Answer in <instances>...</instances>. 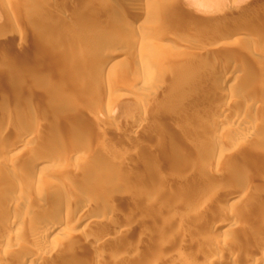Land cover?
<instances>
[{"label": "rangeland", "instance_id": "1", "mask_svg": "<svg viewBox=\"0 0 264 264\" xmlns=\"http://www.w3.org/2000/svg\"><path fill=\"white\" fill-rule=\"evenodd\" d=\"M52 1L23 0L6 14L0 0V24L16 18L0 41V70L7 74L0 118L10 117L0 127V174L24 183L11 210L28 209L12 227L17 241L0 246V264H39L22 252L40 251L31 232L79 194L97 201L91 215L98 218L79 237L48 242L55 247L50 264H264L254 256L264 244V208L256 195L264 189V103L252 102L241 73L245 66L248 81L259 78L255 89L262 92L264 0H142L136 8L149 12L156 5L164 18L147 35L113 27L114 8L127 0ZM94 28L113 37L99 38ZM44 43L51 46L42 49ZM70 43L80 45L70 49ZM118 53L123 61L102 72ZM233 62L238 77L224 85L219 76ZM218 91L233 93L237 103L230 106ZM226 106L233 109L229 116L220 112ZM235 114L255 128L243 135ZM211 122L224 127L204 138ZM25 126L34 130L31 140L6 159L2 153L13 149ZM87 135L102 151L95 159L74 157L39 170L75 149L69 140ZM8 193L0 190V201ZM107 209L115 214L112 225L102 221ZM123 210L128 214H118ZM161 219L168 225L161 227ZM121 223L128 235L115 236Z\"/></svg>", "mask_w": 264, "mask_h": 264}, {"label": "bare ground", "instance_id": "2", "mask_svg": "<svg viewBox=\"0 0 264 264\" xmlns=\"http://www.w3.org/2000/svg\"><path fill=\"white\" fill-rule=\"evenodd\" d=\"M22 1L23 0H19L13 6L12 3L10 2V0H3L2 9H1L2 13L12 11L13 9H14V11L19 9V7L21 5L23 6ZM63 1L64 0H55V1H52L49 3L51 6L52 5L55 6V5H59V4L63 3ZM104 1H107V0H104ZM109 1H107V2H109ZM141 1L142 0H127L126 2H124L122 4L120 3L121 4L120 7L114 8L116 16L115 15L113 16L114 18H112L111 23H112L113 27L115 28V30H118V32H124L125 34L131 33L133 31L141 30V31H143V33H145L147 35V34H152L153 31L156 30L157 25L164 23L163 22L164 18L161 14V11L156 7V5L152 4V6H150L149 12L148 11H142L141 9L136 8L137 5ZM144 1H147L150 4L153 3L152 0H144ZM107 2H105V4H103V5L104 6L107 5L108 4ZM51 6L48 7V10ZM78 9H80L79 5H78V7H76V10H78ZM122 11H123L122 15L117 16ZM142 14H143V16H142ZM52 15L51 16L53 18L54 17L59 18L61 16V14L59 16V14L55 13V12L52 13ZM148 17H149L148 22H145V20L148 19ZM142 18H143V20H141ZM94 21H96V19H94L93 22ZM14 23H16L15 17H7L6 16V18L3 20V23L0 24V41H2L3 38L6 36L5 26L6 25H12ZM14 25H12V26H14ZM94 31H95V34L99 38L109 40V38L113 37L112 34H109V32L107 33L106 31H104L103 29H100V28H94ZM0 44H1V42H0ZM45 45L47 47L51 46V45L50 46L47 45V43H44V44H42V49H43V47L46 48ZM79 45H80V43H76V44L70 43V44H68V47L70 49H73V48L76 49L77 47H79ZM159 49H161V46L156 45L155 50H159ZM189 49L192 51H195V52L201 51V48L198 45L197 46L191 45V47H189ZM50 50H51V48L45 50L46 51L45 53L50 54ZM0 54L2 55L3 52ZM122 57H124V56L119 55V53L113 54L112 56L109 57V59L106 60L107 61L106 63L102 64V67L100 68L101 71L104 72L107 70V67L110 68V67L119 65L123 61ZM4 62L9 64L11 62L10 57L9 58L6 57V59H4ZM244 67L245 66L241 67L242 68L241 73H244V75H245L244 79L242 80V84L244 83L246 92L249 93L251 96H253L252 102L255 103L256 105H258V103H261V104L264 103V88H263L262 92H260L259 90L257 92V89H255L257 86L256 84L259 81V78L254 79V81H248L246 74H249V72H248V69L244 68ZM237 68H238V64H236L234 62H233V64L225 63L224 69L221 72V76H219V79H221V81L224 85L228 84V82L231 80L232 76H234L235 79L238 77L237 75H235V74H237L236 73ZM154 72H155V70H154ZM154 72L149 70L146 72V74L148 73L150 75V74H154ZM183 72L185 73L186 71L185 70L181 71V73H183ZM187 73H190V71ZM179 75H180V73H179ZM6 78H7V74H6L5 70H0V84ZM141 85L146 86V85H148V83L144 81V82H141ZM150 86L153 87V84L150 83ZM3 92L4 91H2L0 89V99L3 97ZM25 92L26 91H24V93L23 92L22 93L25 95L27 93V92L26 93ZM4 93H6V92H4ZM7 94H9V93H7ZM219 94H220V96L223 95V97L226 100L230 101V106H232L231 102L233 104L237 103L236 96L233 93L228 92V93L222 94L219 92ZM110 96H111V94L108 95V97H110ZM6 97H7V95H6ZM230 106L220 108V112L222 114H224L225 116H229L230 114L233 113V111H232L233 109ZM7 110H8V107H7ZM232 117H233V121L235 123H237L239 126H242V125L244 126L241 128L243 135H244V133L249 134L251 132V130L253 128H255V126H256V124L255 125H253V124L248 125V124L241 122L242 118L240 116H238L237 114L233 115ZM9 119H10L9 116L1 117L0 118V127L5 126V124L8 123ZM144 120H145V115L141 114V116L138 119L139 125ZM209 124H210V126H209L210 129L204 133V136H205L204 138H206V135H208L210 133H212L214 135L216 131L219 132V130L224 127L223 126L224 123H222V122H218V123L211 122ZM23 130H24L23 135H20V137L15 141L13 149L9 150L8 152L6 151V152L2 153V156L5 157L6 159L13 156V155H18L19 153L14 154L15 153L14 151H16V150L22 151L27 146L26 144H28L29 141L31 140V137L28 134L34 131L33 128L31 126H25L23 128ZM67 137L68 136L65 137L66 140H67ZM43 142H46V140H43ZM69 142L74 145L73 148H75V149L68 150V152H66V157L64 159L57 160V159H60V157H54L55 159L51 160L50 164H47L48 166L46 165L39 170L46 169L47 167L53 165L55 163V161L60 162L63 160L62 162H65L66 160L67 161L71 160L74 157H75V159H79V158H83V157H88L89 155L94 157L95 155H98L100 152H102L101 150H99V151L97 150L98 142H96L95 139L91 138L90 135L77 137L75 139L69 140ZM83 150L86 151V153H83V155H82L81 152ZM186 154L187 155L183 156L184 158H186V156L188 157V153H186ZM95 158H96V156L94 157V159ZM176 159H177V157H176ZM223 161H224V159H223ZM33 163H35V162L33 161ZM39 163L40 162H37V164H35V165H39ZM119 180H117L116 182L118 184H121V182ZM22 183L23 182H21L18 178L14 177V176H3L2 173L0 174V190H2V191L4 190L5 193L9 191L6 198H3L0 201V210L4 211L2 219H0V231H1V234L5 235L4 237L0 238V246L1 245L2 246L3 245H10L13 242L17 241V239H18L17 238L18 235H17V233H15V231H13L12 227H14V224L16 222H18V220H20V214L23 211L26 212L28 209L25 210L23 208L22 209L20 208L19 211H17L16 209L12 211L11 206L15 205L18 202V200H20V188L22 187ZM112 184H113L112 182H108L107 185H109V187H110ZM103 186H105V185L103 184ZM217 188H213L214 192H216L215 190H217ZM262 190L263 191H261L260 194H256V195L258 196V201H259L258 205L260 207L264 208V189H262ZM53 194L54 195H52L50 198L49 197L48 198L49 199L54 198L56 196V193H53ZM253 195L254 194H252V196ZM67 202H68L67 205L62 209L61 213H59L57 211H51L46 217H42L43 219H41L40 222H37L35 229H33V231L31 232L32 233L31 241L33 244H35L37 247H39L40 251L38 252V251H34V250H31L28 248L26 250L23 249L22 252H23V254H25L24 259L26 261L30 260L29 262L33 263V260H35V261L37 260V262H39V264H50L51 260L54 256L55 247H52L48 242L56 243V241L59 242L62 239H66L67 241H70L74 237H79V235L83 234V229H85V227L90 226L95 221L94 218H98L97 216L91 215V212H92L91 210L95 207L97 201H89L88 196H86L84 194H79L76 196L75 199H70ZM120 213H123V215L128 214V212L126 210L119 211L118 214H120ZM114 216H115V214L113 213V211L108 210V209L101 214L103 223H110L111 224L112 223L111 221L114 219ZM128 220H129V218L126 219V222H128ZM222 224H224V223H222ZM113 225H115V224H113ZM159 225L161 227H165L168 224H167V222L162 220L161 222H159ZM116 227H117V230H119V231L116 233L117 235H115V236L123 237V236L128 235L126 233L127 230H125V224L124 223L116 225ZM101 239H102V237H100V239H97V240L95 239V242L93 243V245H98V242ZM193 239H194L193 237H189L188 240L191 241ZM254 252H255L254 256L256 258L255 262L256 263H264V244H263V246L258 247V249H256V251H254ZM210 256H212L211 259H217L219 257L217 252H214ZM2 259H4V258L1 257V255H0V261ZM73 264H81V263H73ZM149 264H157V260L151 259L149 261Z\"/></svg>", "mask_w": 264, "mask_h": 264}]
</instances>
